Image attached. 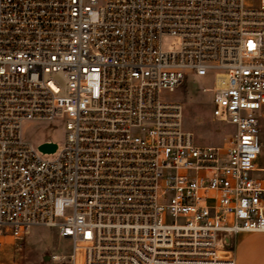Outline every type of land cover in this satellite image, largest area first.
Segmentation results:
<instances>
[{"label":"built area","instance_id":"built-area-1","mask_svg":"<svg viewBox=\"0 0 264 264\" xmlns=\"http://www.w3.org/2000/svg\"><path fill=\"white\" fill-rule=\"evenodd\" d=\"M190 79L223 147L164 97ZM263 127L264 0H0V253L43 227L72 264H236L264 233Z\"/></svg>","mask_w":264,"mask_h":264},{"label":"rangeland","instance_id":"rangeland-1","mask_svg":"<svg viewBox=\"0 0 264 264\" xmlns=\"http://www.w3.org/2000/svg\"><path fill=\"white\" fill-rule=\"evenodd\" d=\"M176 47L175 38L162 39L164 50ZM202 83L201 80L184 81L173 93L164 94V97L181 104L182 126L193 134L198 146L223 147L232 133V128L211 118L210 94L199 88ZM22 129L25 138L33 144L47 139L59 142L63 137L60 126L53 127L45 123L25 124ZM262 131L264 135V127ZM234 239L235 237L232 239V248ZM70 246L71 243L59 239L53 229L33 228L17 246L9 238L5 239L0 253V264H72L68 259Z\"/></svg>","mask_w":264,"mask_h":264},{"label":"crops","instance_id":"crops-1","mask_svg":"<svg viewBox=\"0 0 264 264\" xmlns=\"http://www.w3.org/2000/svg\"><path fill=\"white\" fill-rule=\"evenodd\" d=\"M233 246L236 264H264V233L239 234Z\"/></svg>","mask_w":264,"mask_h":264},{"label":"water","instance_id":"water-1","mask_svg":"<svg viewBox=\"0 0 264 264\" xmlns=\"http://www.w3.org/2000/svg\"><path fill=\"white\" fill-rule=\"evenodd\" d=\"M54 149V144H42L41 146H39V150L46 153H51L54 151Z\"/></svg>","mask_w":264,"mask_h":264}]
</instances>
